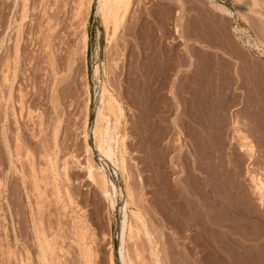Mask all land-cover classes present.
Here are the masks:
<instances>
[{
  "label": "rangeland",
  "instance_id": "374dc122",
  "mask_svg": "<svg viewBox=\"0 0 264 264\" xmlns=\"http://www.w3.org/2000/svg\"><path fill=\"white\" fill-rule=\"evenodd\" d=\"M76 1L0 0V83L4 69L1 65L4 52L7 50V54L13 53L14 57L15 39L21 33L25 39L22 37L21 57L16 58V73L18 70L19 73L13 79L14 62L12 61L10 80H13V86L10 90L11 96L15 98L19 96L18 90L21 85L29 91L26 99L32 114L29 115L28 107L24 109L22 117L19 116L18 126L21 130L22 143L33 153V165L26 157L24 147L19 149L21 159L16 158L14 132L17 124L13 116L8 120L9 142L5 143L2 134L4 109L0 98V178L3 181L0 187V264H44L39 257L31 212L35 215V219H39L37 222L42 225L41 228L44 229L47 237H52L51 242L52 240V243L55 242L56 249L48 255L49 264H81L78 240H76L79 238V232H82L81 229L85 235L84 242L90 248L89 252L95 255L93 264H110V250L114 264H121L120 255L124 244L132 264H155L139 219L130 214L132 231L135 230L130 236L122 230L118 231L117 219L123 214V210L119 205L109 209L100 187L88 178L87 171L82 166L86 164L88 157H92L110 176L116 186L119 202L121 201L123 171L120 167V155L115 154L109 157L110 159L101 157L91 139L95 119V99L98 92L97 73L102 71V59L99 60L96 37L98 23L94 18L100 3L99 0H93L90 15L86 16L85 31L88 34V48L83 57L78 47V37L82 31L79 26L82 14L79 16L78 9L75 10L76 6L78 8ZM192 1L191 10L187 12L186 9L179 7L178 0H132L125 17L126 22L123 24L125 26H122L120 34L111 42L104 56L106 84L110 91L117 98L119 97L125 110L124 126L128 134L125 158L129 176L128 185L131 192L133 191L132 195L134 194L132 209L142 216L145 225L147 224L146 226L153 232L159 245L162 264H255L252 262L261 260V256L259 258L258 256L264 247V206L259 203L258 195L253 191L246 167L248 156L241 150L238 140L233 138V124L236 122L254 141L257 147L254 158L255 168L264 170V54L256 50H245L242 40L238 38V33L234 29L236 23L225 18L228 16L224 17L218 13L208 0ZM220 1L231 8L234 6L233 0ZM259 2L260 5L255 6V11L251 12L252 25H242L247 26V29L250 28L254 36L257 33V37L264 42V16L257 13L258 11L264 13V0ZM176 9H181L180 15L184 20L181 30H191V41L194 43L191 48L195 61L192 67L194 73L192 72L190 77L193 80V90L191 88L193 97L191 96L190 100L181 89L185 84L184 80L189 76L186 58L188 48L185 40L179 38L174 29ZM9 31V37L12 34L11 39H7L6 34ZM209 45L216 49H210ZM30 57H34L31 62L28 60ZM52 67H55V71ZM25 68L29 69L26 70L29 73V81L23 73ZM205 70L209 72L206 73ZM178 72L179 84L177 83L176 87L179 85L181 88H177L179 90L176 92L179 91L180 98L181 94L185 98H179L180 102L176 101L169 92L172 84L170 78H173L171 75ZM141 81L144 84L148 81L153 84L146 83L150 85L148 90L149 86L146 84L140 85L141 88L138 86ZM86 83H89V102L85 92ZM154 84L158 87H153ZM7 89L5 87L6 95ZM139 90L140 93H137ZM146 91L150 93L143 94ZM151 93L153 96L150 95ZM146 94L150 96L147 97ZM141 101L147 103L146 105L143 103L145 106L150 103L147 106L150 107L147 109ZM187 101L190 102L189 105ZM55 102H58V105ZM167 104L171 105V108ZM5 105L4 103V107ZM87 113L91 154L85 150L86 143L82 132ZM39 114L45 116L42 129L37 121ZM59 119L56 140L53 127ZM174 121L178 122L177 126ZM180 130L185 145L183 149H180L177 141V133ZM45 143L50 155L55 157L56 166L54 165L53 170L49 159L44 157ZM166 150L169 154L165 152ZM172 158H175L177 163ZM184 158H187L188 164ZM64 163L67 166L69 164L67 179L61 174ZM192 163L196 164V168L192 169ZM184 164L191 168L188 170L194 175L193 178L205 180V175L209 177L207 180L212 196L209 200L210 206L203 205L198 193L190 195L188 190L190 180L186 177L188 170ZM21 170L26 176L25 183L22 180ZM217 172L221 173L220 181L217 179ZM32 175L37 176V187ZM68 195L71 201L68 200L70 199ZM188 199L195 202L193 203L195 207ZM215 202L221 204L224 213L223 210L220 211L218 205L213 206ZM193 213L197 214L193 218L196 220L190 223V214ZM83 225H88L86 228L88 231ZM137 227L140 228V233L136 232ZM235 237H239L237 241L242 246L239 254L230 245V239ZM259 243L263 246L261 249Z\"/></svg>",
  "mask_w": 264,
  "mask_h": 264
},
{
  "label": "bare ground",
  "instance_id": "6f19581e",
  "mask_svg": "<svg viewBox=\"0 0 264 264\" xmlns=\"http://www.w3.org/2000/svg\"><path fill=\"white\" fill-rule=\"evenodd\" d=\"M180 2L179 4V7L181 8H184L187 10V12L189 10H191V5H192V0H178ZM207 1V0H206ZM260 0H233V3H234V6L231 8L229 6H227L226 4L223 3V1H220V0H208V2L213 6V8L218 12L220 13L221 15H223L224 17L225 16H228V17H225L227 18L228 20H232V22L234 21L236 23V26L234 27L235 31L238 33V38H240L243 42V45L245 46V50H256L257 52H259L260 54H264V42L259 39L257 36L258 34L256 33V36L253 35V33L251 32V29H247V26L245 25H249L251 24V12L255 11V6H258L260 5ZM76 2H78V8L77 6L75 7L78 11L77 13L79 14H82L81 15V18H80V23H79V26H81V33H80V37L79 38V43H78V47H79V51L80 53L83 55V57L85 56L86 54V51H87V48H88V34L87 32L85 31V28H86V23H87V17L89 12H91V7H92V2L93 0H77ZM131 2L132 0H99V3H100V6L97 10V12L95 13V19L97 20V33H96V37L98 39V46H99V60L102 59V71L101 73H97V81H98V92H97V95H96V99H95V119H94V125H93V130H92V141L94 142V146H95V149L98 150L100 152V155L101 157L103 158H111V156L113 157V155H120V167L122 168V171H123V186H122V191H123V195H122V198H121V201L119 202V195H118V192H117V189H116V186L115 184L112 182L110 176L104 171V169H102L100 166L97 165V163L94 161V159L92 157H88L87 158V162L85 165H82L86 171H87V174H88V178H90V180L93 182V183H96L100 189H101V192L103 194V196L105 197V199L107 200L108 202V206H109V209H112L114 208L116 205H119L120 208L123 210V214L122 215H119L118 216V225H119V230H122L123 233H125L127 236L135 231L133 229V224H131V221H130V214H133L135 217H137L142 226V232L143 234H145V236L147 237L148 239V242H149V246H150V249H151V255L153 256V261L155 264H162V258H161V254H160V250L158 248V244H157V241L155 240L154 238V234L153 232L148 228V226L145 225L146 222H144L142 216L136 212L135 210L132 209V206H133V199L132 197L134 196V194L132 195V192H131V189L128 185V173H127V164H126V152H127V139H128V134H127V131H126V127L124 126L125 125V110L124 108L122 107V103L119 101V97L117 98L116 95L113 94L112 91H110L111 89L108 88L107 84H106V80H105V77H104V73H105V65H104V56L107 52V49H109V45L111 44V42L117 37L118 34H120L119 32L121 31V28L122 26L124 27L125 25L124 22L125 21V17L126 15L128 14V10H129V7L131 5ZM204 2V1H203ZM134 3V2H133ZM77 4V3H75ZM66 5V4H65ZM34 6V5H33ZM196 6V4H195ZM27 8V7H26ZM33 8V7H31ZM202 8V7H201ZM211 8V6H210ZM25 9V8H24ZM30 9V8H29ZM263 9V8H262ZM32 10V9H31ZM45 10V9H44ZM74 10V8H73ZM195 10V9H194ZM211 10V9H210ZM181 9L180 10H177L176 9V14H174L176 16V19L175 20V24H174V29L175 31L177 32V34L179 35V38L181 39H184L185 40V44L187 45V48H188V52H187V55H186V58H187V61H188V69H187V75L188 78L187 80H184L185 84L184 86L182 85L181 88L179 85L178 87L177 86V83L179 82L177 80V77L179 76V72L177 74H173L171 75V77L173 76V78H170L172 79V84H170L171 88H170V93L173 95V97L176 99V101L179 100V102L181 101L180 99H185L183 94H181V98L178 96V93L176 92V90H179L177 88H181L183 89V92H185V94L188 95V99L190 100L193 92L191 91V88L193 90V87H192V84H193V80H191V76H192V72H193V64H194V56L192 54V51H191V48L193 46V42L191 41L192 40V31L191 30H188V31H183V27L181 30V26H183V17L180 15ZM214 11V10H212ZM257 11V10H256ZM75 12V11H74ZM44 13V12H43ZM48 13V12H47ZM130 13V12H129ZM258 14L260 15H263L264 16V13L261 12V11H258L257 12ZM26 14H27V11H26ZM73 14V13H72ZM78 14H77V17H78ZM169 14V13H168ZM192 14V13H191ZM198 14V13H197ZM208 14V13H207ZM75 15V14H74ZM90 15V14H89ZM15 16V15H14ZM22 16V14H21ZM24 16V15H23ZM33 16V15H32ZM45 16V15H44ZM168 16V15H167ZM189 16V15H188ZM209 16V14H208ZM211 16V15H210ZM257 16V14H256ZM27 17V16H26ZM200 17V15H199ZM28 18H29V15H28ZM130 18V17H129ZM196 18V17H195ZM33 19V18H32ZM128 19V18H127ZM189 19V18H188ZM51 20V19H50ZM79 20V19H78ZM191 20V18H190ZM212 20V19H211ZM253 20V19H252ZM34 21V20H32ZM49 21V20H48ZM201 21V20H200ZM199 21V22H200ZM254 21V20H253ZM262 21V20H261ZM51 22V21H50ZM79 22V21H78ZM170 22V21H169ZM213 22V21H212ZM230 22V21H229ZM230 22V23H232ZM49 22H47V28L49 29ZM189 23V22H188ZM46 24V23H45ZM135 24V23H134ZM198 24V23H197ZM226 24V22H225ZM242 24H245L244 26ZM25 25V24H24ZM193 25V24H192ZM206 25V24H205ZM216 25V24H215ZM228 25V24H227ZM234 25V24H233ZM252 25V24H251ZM10 26V24H9ZM33 26V24H32ZM43 26V24H42ZM46 26V25H45ZM204 26V25H203ZM229 26V25H228ZM15 27V25H14ZM28 27V26H27ZM53 26H51V29ZM134 27V26H133ZM146 27V26H145ZM218 27V25H217ZM10 28V27H8ZM139 28V27H138ZM185 28V27H184ZM196 28V27H195ZM231 28V26H230ZM15 29V28H14ZM46 29V30H48ZM232 29V30H234ZM10 30V29H9ZM19 30V29H18ZM21 30V29H20ZM23 30V29H22ZM215 30V29H214ZM11 31H12V28H11ZM50 31V30H49ZM52 31V30H51ZM221 31V30H220ZM223 31V30H222ZM21 32V31H20ZM30 32V31H29ZM258 32V31H257ZM9 33L10 31L6 34L7 35V39H9L11 36L9 37ZM12 33V32H11ZM19 34V32H17ZM24 33V31H23ZM219 33V32H218ZM217 33V34H218ZM31 34V33H30ZM47 34V33H46ZM50 34V33H48ZM220 34V33H219ZM25 35V34H24ZM205 35V34H204ZM237 35V34H236ZM22 37L21 36V33L18 35V37L16 36V47H15V55L14 57L12 56V54H7V50L4 52L5 54L3 55V62L1 63V65L3 66L4 69H2V79H1V83H0V88L2 87V89L0 90V98H1V101H2V105H3V109H4V122H3V128H2V134H4V139H5V143L8 144L9 140H8V133H9V127L10 125L8 126V120L10 119V116H13L14 117V122L15 124H17V126L15 127V132H14V141H15V147H16V150H17V154H16V158L17 159H21V155L19 154V149L21 148H26V152H25V155L26 157H28L30 159V164L33 163V157H32V151L30 148L25 147L24 143H22V137H21V130L18 126V121H19V116L22 117V114H23V110L26 109L28 107V113L29 115L32 114V110L31 108L29 107V105L27 104V94H28V90L24 89L25 87L24 86H20L19 87V96L18 98H15V97H12L11 96V90H10V87H12L13 85V80H10V69L12 70V67L14 68V71H13V79L16 77V74L18 75L19 73V70H18V73H16L17 71V59H20L21 57V54H20V46H21V41H22ZM25 37V36H24ZM23 37V38H24ZM30 38V36H28ZM32 37V36H31ZM48 37V36H47ZM45 37V38H47ZM231 37V36H230ZM13 38V37H12ZM28 38V39H29ZM194 38V37H193ZM196 38V37H195ZM208 38V37H207ZM11 39V38H10ZM25 39V38H24ZM174 39V38H173ZM177 39V38H176ZM180 39V40H181ZM197 39V38H196ZM14 40V39H13ZM31 40V38H30ZM48 40V39H47ZM76 40V39H75ZM100 40H103V43H104V47H103V55L101 56V46H100ZM183 40V41H184ZM50 41V39H49ZM48 41V42H49ZM207 41H210V40H207ZM213 41V40H212ZM7 42V41H6ZM46 42V41H45ZM129 42V41H128ZM215 43V42H214ZM176 44V43H175ZM211 44V43H210ZM9 45V43H8ZM46 45H48V43H46ZM45 45V46H46ZM49 46H50V42H49ZM210 46V45H209ZM9 47V46H8ZM134 47V46H133ZM46 48H48V46H46ZM119 48V47H118ZM143 48V47H142ZM233 48V46L231 47ZM45 49V48H44ZM49 50V48H48ZM51 50V49H50ZM221 50V49H220ZM52 51V50H51ZM77 52V51H76ZM109 52V51H108ZM152 52V51H151ZM180 52V51H179ZM11 53V52H10ZM120 53V52H119ZM229 53V52H228ZM132 54V53H131ZM48 55V54H46ZM75 55V54H74ZM114 55V54H113ZM227 55V54H226ZM34 56V55H33ZM50 56V55H49ZM55 56V55H54ZM129 57V56H128ZM26 58V57H25ZM34 57H30L28 60L29 62H31V60L33 59ZM49 58V57H48ZM106 58V57H105ZM158 58V57H157ZM115 59V58H114ZM232 59V57H231ZM14 62V66L11 64ZM222 61V60H221ZM124 62V61H123ZM53 63V61H52ZM129 63V62H128ZM20 64V63H19ZM28 64V63H27ZM49 64H51L49 62ZM224 64V63H223ZM12 65V67H11ZM30 65V64H29ZM28 65V66H29ZM54 65V64H52ZM51 65V66H52ZM1 66V67H2ZM70 66V65H69ZM158 66V65H157ZM221 66V65H220ZM235 66V65H234ZM25 67V66H24ZM114 67V66H113ZM121 67V66H120ZM198 67V66H197ZM224 67V66H223ZM20 68V67H19ZM53 69L55 67H52ZM69 68V67H68ZM143 68V67H142ZM104 69V70H103ZM146 69V68H145ZM168 69V68H167ZM205 69V68H204ZM230 69V68H229ZM25 68L23 70V75H25V78L29 81L30 77H29V73H27V70ZM237 70V69H236ZM21 71V70H20ZM55 71V69H54ZM111 71V70H110ZM114 71V70H113ZM202 71V70H201ZM208 71V70H205V72ZM228 71V70H227ZM116 72V71H115ZM182 72V71H181ZM209 72V71H208ZM206 72V73H208ZM56 72H54L55 74ZM58 73V72H57ZM112 73V72H111ZM148 73V72H147ZM167 73V72H166ZM194 73V72H193ZM205 73V75H206ZM229 73V72H228ZM163 74V73H162ZM227 74V73H226ZM225 74V75H226ZM230 74V73H229ZM233 74V73H232ZM56 75V74H55ZM115 75V74H114ZM194 75V74H193ZM163 76V75H162ZM223 76V75H222ZM126 77V76H125ZM137 77V76H136ZM196 77V76H195ZM165 78V77H164ZM224 78V77H223ZM228 78V77H227ZM17 79V78H16ZM122 79V78H121ZM142 79V78H141ZM57 80V79H56ZM60 79H58L59 81ZM109 80V79H108ZM107 80V81H108ZM201 80V79H200ZM209 80V79H208ZM232 80V79H231ZM114 81V80H113ZM178 81V82H177ZM181 81V80H180ZM205 81V80H204ZM203 81V82H204ZM221 81V80H220ZM21 82V81H20ZM55 82V80L53 81ZM142 82V81H141ZM151 82V81H150ZM183 82V81H182ZM206 82V81H205ZM213 82V81H212ZM233 82V81H232ZM147 84L149 83L146 82ZM145 83V84H146ZM196 83V82H195ZM207 83V82H206ZM209 83V82H208ZM58 84V82H57ZM87 84V83H86ZM123 84V83H122ZM144 84L143 82L142 83H139V87L140 85ZM144 84V85H145ZM146 84V85H147ZM150 85L153 84L152 82L149 83ZM164 84V83H163ZM179 84V83H178ZM210 84V83H209ZM53 85V84H52ZM150 85H147L149 86L147 89L149 90L150 88ZM208 85V84H207ZM211 85V84H210ZM136 87L137 90L139 89V87ZM155 86V84L153 85V87ZM168 86V85H167ZM206 86V85H205ZM5 87H7L8 89V94L6 95L5 93ZM15 87V86H14ZM24 87V88H23ZM86 88V91L87 92V95H88V98H87V101L89 100L90 101V91H89V83L85 86ZM143 87V86H142ZM146 87V86H145ZM144 87V88H145ZM158 87L157 85L155 86V88ZM160 87V86H159ZM53 88V86H52ZM118 88V87H117ZM141 88V87H140ZM143 88V89H144ZM155 88L153 89V91L155 92ZM162 88V87H161ZM160 88V89H161ZM169 88V86H168ZM201 88V87H200ZM203 88V87H202ZM180 89V90H181ZM197 89V88H196ZM222 89V88H221ZM141 90V89H140ZM140 90L139 92L137 93H140ZM152 90V89H151ZM195 90V89H194ZM142 91V90H141ZM145 91V90H144ZM182 91V90H181ZM198 91V90H196ZM206 91V89H205ZM7 92V91H6ZM16 92V91H15ZM118 92V91H117ZM143 92V91H142ZM158 92V90H157ZM211 92V91H210ZM14 93V92H13ZM119 93V92H118ZM122 93V92H121ZM147 93L144 92L143 94ZM150 92H148L147 94H149ZM18 94V93H16ZM142 94V93H141ZM147 94L145 96H147ZM155 94V93H154ZM180 94V93H179ZM216 94V93H215ZM224 94V93H222ZM121 95V94H120ZM150 95L153 96V94L151 93ZM148 95V96H150ZM158 95V94H157ZM203 95V94H202ZM209 95V94H208ZM230 95V94H229ZM16 96V95H15ZM143 96V97H145ZM147 96V97H148ZM170 96V95H168ZM201 96V95H200ZM134 97V96H133ZM141 97V95H140ZM142 97V98H143ZM156 97V96H155ZM186 97V96H185ZM193 97V96H192ZM203 97V96H202ZM206 97V96H205ZM214 97V96H213ZM216 97V96H215ZM140 98V100L142 99ZM152 98V97H150ZM172 98V97H171ZM171 98H169L170 100H172ZM180 98V99H179ZM53 99V97H52ZM56 99V98H55ZM148 100H150L149 98H146ZM168 99V98H167ZM166 99V100H167ZM168 99V100H169ZM213 99V98H212ZM12 100V101H11ZM143 100V99H142ZM144 101L145 102H148ZM204 100V99H203ZM260 100V99H259ZM54 101H58V100H54ZM86 101V102H87ZM88 101V102H89ZM143 101V103H144ZM152 101V100H151ZM257 101V100H256ZM53 102V101H52ZM88 102L86 103V107L88 106ZM134 102V101H133ZM162 102V101H161ZM165 102V101H164ZM167 102V101H166ZM165 102V103H166ZM189 101H187L188 103ZM195 102V101H194ZM219 102V101H218ZM4 103L6 104L5 107H4ZM56 103V102H55ZM58 103V102H57ZM56 103V104H57ZM142 101H141V104L142 105H146L147 103H144L143 104ZM168 103V102H167ZM172 103V102H171ZM190 103V102H189ZM188 103V105H189ZM198 103V102H197ZM216 103V102H214ZM260 103V102H259ZM54 105V103H53ZM58 105V104H57ZM144 105V106H145ZM148 105H150V103H148ZM147 105V106H148ZM168 105V104H167ZM177 105V104H176ZM143 106V107H144ZM145 106V107H147ZM169 106V105H168ZM171 106V105H170ZM169 106V107H170ZM182 106V105H181ZM186 106V105H185ZM208 106V105H207ZM210 106V105H209ZM208 106V107H209ZM56 107V106H54ZM150 107V106H149ZM147 107V109L149 108ZM176 107V106H174ZM188 107V106H187ZM57 108V107H56ZM55 108V109H56ZM161 108V107H160ZM171 108V107H170ZM179 109V107H177ZM193 108V107H192ZM54 109V110H55ZM202 109V107H201ZM2 110V109H1ZM163 110V109H162ZM223 110V109H222ZM152 111V110H151ZM164 111V110H163ZM211 111V110H210ZM45 112V111H44ZM142 112V111H141ZM140 112V113H141ZM156 113V112H155ZM191 113V111H190ZM199 113V112H198ZM202 113V112H201ZM206 113V112H205ZM208 113V111H207ZM262 114V113H261ZM151 115V114H150ZM153 115V113H152ZM191 115V114H190ZM189 115V116H190ZM202 115V114H201ZM61 116V115H59ZM192 116V115H191ZM45 117V116H44ZM42 117V114H39V120L38 123H39V126L41 127V129L43 128V118ZM193 117V116H192ZM196 117V116H195ZM59 118V117H57ZM202 119V118H200ZM217 119V118H216ZM49 120V119H48ZM174 120V119H173ZM207 120V119H206ZM177 121V120H176ZM176 121H174V124L176 125ZM216 121V120H215ZM51 122V121H50ZM57 123L55 124V127H53L54 131V138L56 139V136H57V132L59 130V123H60V119L58 121H56ZM186 122V121H185ZM52 123V122H51ZM205 123V122H204ZM47 124V123H46ZM49 124V123H48ZM211 124V123H210ZM182 125V124H181ZM191 125V124H189ZM53 126V125H52ZM173 126V125H172ZM177 126V125H176ZM204 126V125H203ZM213 126V125H212ZM45 127V126H44ZM163 128V127H162ZM192 128V127H191ZM159 129V128H158ZM168 129V128H167ZM47 130V129H46ZM52 130V129H51ZM205 130V129H204ZM45 131V130H44ZM82 132H83V137H84V140H85V143H86V152L91 154L92 153V150H91V147L88 143V138H89V126H88V113L85 114V119L83 121V127H82ZM190 132V131H189ZM195 132V131H194ZM202 132V131H201ZM40 133V131H39ZM172 133V132H171ZM233 138L236 140H238L239 142V146L241 148V150L245 151V153L247 154L248 156V160H247V172L249 173V177H250V181H251V184H252V187H253V191L258 195V200H259V203L261 205L264 206V170L263 169H256L255 168V163L254 162V158H255V155H256V151H257V147L254 143V141L249 137V135L241 130V128L237 125L236 122H234L233 124ZM37 134V133H35ZM82 134V133H81ZM151 134V133H150ZM149 134V135H150ZM203 134V132H202ZM40 135V134H39ZM38 135V136H39ZM153 135V134H152ZM190 135V134H189ZM209 135V134H208ZM36 135H34L35 137ZM53 136V135H52ZM166 136V134L164 135ZM163 136V137H164ZM174 136V135H173ZM37 137V136H36ZM151 137V136H149ZM167 138V137H166ZM218 138V137H217ZM220 138V137H219ZM146 139V138H145ZM172 139H175V138H172ZM206 139V137H205ZM215 139V138H214ZM57 140V139H56ZM149 140V139H148ZM159 140V139H158ZM46 141V139H45ZM177 141L180 145V149H183L184 148V144H183V133L180 131H178L177 133ZM195 141V140H194ZM200 141V140H199ZM208 141V140H207ZM201 142V141H200ZM185 143V142H184ZM207 143V142H206ZM154 144V143H153ZM222 144V143H220ZM57 145V144H55ZM152 145V144H151ZM169 145V144H168ZM194 146V145H193ZM177 147V146H176ZM218 147V146H217ZM45 148L44 150H46V154L44 155V157H47L49 159V162L51 164V168L53 170L54 168V162H55V157H52L48 152V146H46V143L44 145ZM167 148V147H166ZM179 148V147H178ZM177 149V148H176ZM192 150V149H191ZM54 151V150H53ZM170 151V150H169ZM175 151V150H174ZM212 151V150H211ZM165 152H167L169 154V152L166 150ZM164 152V153H165ZM179 152V151H178ZM214 152V151H213ZM171 153V152H170ZM208 153V152H207ZM153 154V153H152ZM166 154V153H165ZM210 154V153H209ZM156 155V154H155ZM167 155V154H166ZM189 155V154H188ZM13 156V155H12ZM152 156V155H151ZM187 156V155H186ZM208 156V155H207ZM213 156V155H212ZM75 157V156H74ZM156 157V156H155ZM175 157V156H173ZM177 157V156H176ZM175 157V158H176ZM182 157V156H181ZM190 157V155H189ZM109 158V159H110ZM161 158V157H160ZM163 158H165L163 156ZM175 158H172L175 160ZM211 158V157H209ZM213 158V157H212ZM157 159V158H156ZM185 159V158H184ZM187 159V158H186ZM185 159V162L187 163L188 161H186ZM204 159V158H203ZM238 159V158H237ZM164 160V159H163ZM178 160V159H177ZM191 160V159H189ZM210 160V159H209ZM208 160V161H209ZM264 160V159H263ZM78 161V160H77ZM160 161V160H159ZM183 161V160H182ZM48 162V163H49ZM165 162V161H164ZM172 162V161H171ZM191 162V161H190ZM196 162V161H195ZM207 162V161H206ZM205 162V163H206ZM218 163V161H216ZM175 163L176 160H175ZM184 163V161H183ZM182 163V164H183ZM199 163V161H198ZM204 163V164H205ZM210 163V162H209ZM222 163V162H221ZM220 163V164H221ZM83 164V163H82ZM181 164V163H179ZM188 164V163H187ZM187 164H184L186 165L187 167ZM190 164V163H189ZM197 164V162H196ZM196 164L193 165L192 163V169L193 168H196ZM203 164V163H202ZM33 165V164H32ZM154 165V164H153ZM156 165V164H155ZM173 165V164H172ZM177 165V164H175ZM209 165V164H208ZM56 166V165H55ZM69 166V164H68ZM66 163L63 164L62 166V171H61V174H63V176L67 179V167ZM183 166V165H182ZM159 167V166H158ZM15 168V167H14ZM184 168V167H183ZM189 168L187 167V170ZM191 169V168H190ZM189 169V170H190ZM206 169V168H205ZM203 169V170H205ZM209 169V168H208ZM211 169V167H210ZM184 170V169H183ZM189 170L186 172V177L190 180V183H188V190H189V193L190 195H195L196 193L199 194L202 202H203V205L204 206H210L211 205V201H209L211 199V194H210V189H209V185H208V180L206 175H205V180H200L199 178H193V174L191 175V173H189ZM54 171H56L54 169ZM170 171V170H169ZM168 171V172H169ZM206 171V170H205ZM204 171V172H205ZM167 172V171H166ZM175 172V170H174ZM221 172V171H220ZM21 173H22V180H23V183H25V179H26V176L25 174L23 173V170H21ZM155 173V172H154ZM173 173V172H172ZM208 173V172H207ZM209 174V173H208ZM207 174V175H208ZM197 175V174H196ZM33 176V182L35 183V186L37 187V176L36 175H32ZM56 176V175H55ZM216 176H217V179H221V173L217 172L216 173ZM62 177V176H61ZM135 177V176H134ZM179 177V176H178ZM181 177V176H180ZM233 177V176H232ZM204 178V177H203ZM202 178V179H203ZM214 178V177H213ZM212 178V179H213ZM64 179V178H63ZM178 179V178H177ZM4 180V179H3ZM180 181V180H179ZM222 181V180H221ZM210 182V181H209ZM218 182V181H217ZM226 182V181H225ZM224 182V183H225ZM186 183V182H185ZM221 183V182H220ZM3 184V181L2 179L0 178V187L1 185ZM64 184V183H63ZM62 184V185H63ZM224 185V184H223ZM59 186V185H57ZM56 186V187H57ZM211 186V184H210ZM58 188V187H57ZM56 188V189H57ZM186 188V187H185ZM1 189V188H0ZM29 190V189H28ZM222 190V189H221ZM239 190V189H238ZM184 191V190H183ZM242 191V190H241ZM2 193V191H1ZM215 193V192H214ZM216 193H219V192H216ZM175 194V193H174ZM184 195V193H182ZM61 195V194H60ZM213 195V194H212ZM30 196V195H29ZM187 196V195H185ZM198 196V195H197ZM225 196V195H223ZM68 197L70 198V196L68 195ZM170 197V196H169ZM187 198V197H186ZM191 198V197H190ZM199 198V199H200ZM192 199V198H191ZM191 199H188L190 202H192V205H194L193 203V200ZM242 199V198H241ZM71 201V198L68 199ZM136 200V199H135ZM223 201V200H222ZM202 202L200 204H202ZM235 202V201H234ZM238 202V201H237ZM213 203V202H212ZM188 204H191L188 202ZM199 204V205H200ZM135 205V203H134ZM218 205V208L221 210L222 209V206L221 204H219V202H215L213 204V206H217ZM202 206V207H204ZM136 207V206H135ZM195 207V205L193 206ZM192 207V208H193ZM205 207V209H206ZM237 207V206H236ZM138 208V207H137ZM199 208V207H198ZM1 209V208H0ZM202 209V208H201ZM210 209H212V207H210ZM192 210V209H191ZM196 210V209H195ZM194 210V211H195ZM200 210V208H199ZM198 210V211H199ZM190 211V210H189ZM204 211V210H202ZM200 211V212H202ZM209 211V209L207 210ZM211 211V210H210ZM217 211H219L217 209ZM230 212V211H229ZM199 215L198 212H195ZM190 214V223L193 222V220L195 221L196 219H193L194 216L197 214ZM217 213V212H216ZM221 213V212H220ZM223 213H224V210H223ZM227 213V212H226ZM209 214V213H207ZM222 214V213H221ZM202 215V214H201ZM212 215H213V212H212ZM35 215L31 212V221H32V225H33V230H34V233H35V240L38 244V247L39 248V257L42 259V261L44 262V264H49V261H48V255L49 253H52L56 248H55V242H51V238L49 239L47 237V235L45 234L44 232V229H42V225H39V222H37V220L39 219H35L34 217ZM218 216V215H217ZM37 217V216H36ZM132 217V216H131ZM203 217V216H202ZM145 219V218H144ZM212 219V218H211ZM219 219V218H218ZM213 220V219H212ZM220 220V219H219ZM222 220V219H221ZM229 220V219H227ZM211 221V220H210ZM235 221V220H234ZM241 221V220H240ZM217 222V221H216ZM236 222V221H235ZM207 223V222H206ZM210 223V222H209ZM224 223V222H223ZM42 224V223H41ZM227 225V223H224ZM213 225V224H212ZM222 225V224H221ZM138 226V225H137ZM76 227V226H75ZM88 227V225H83V228L86 229ZM229 227V226H228ZM244 227V226H242ZM90 228V227H89ZM212 228V227H211ZM74 229V228H73ZM135 229V228H134ZM186 229V228H185ZM82 232L80 231L79 232V238L76 239L78 240L77 241V245H78V248H79V257H81V264H93L95 262V255H91V253L89 252L90 251V248L85 244L84 242V238H85V235H84V231L83 229H81ZM88 231V229H86ZM118 230V231H119ZM136 232L137 233H140V228H136ZM262 230V229H261ZM260 230V232H261ZM77 231V230H75ZM227 231V230H226ZM141 232V233H142ZM221 232V231H220ZM237 232V231H236ZM75 233V232H74ZM77 233V232H76ZM135 233V232H134ZM246 233V232H245ZM259 233V232H258ZM221 234V233H220ZM260 234V233H259ZM263 234V233H262ZM134 235V234H133ZM230 236V235H229ZM262 236V235H261ZM75 237V236H74ZM77 237V235H76ZM89 237V236H88ZM87 237V238H88ZM231 237V236H230ZM228 237V239L230 238ZM234 237V236H232ZM139 238V237H138ZM239 238V237H238ZM238 238H234V239H230V245L233 247L234 251H236V253H240V247H242L240 245V243L237 241ZM256 238V237H254ZM258 238V236H257ZM72 239V238H71ZM218 239V238H217ZM216 239V240H217ZM259 239V238H258ZM257 240V239H256ZM75 241V240H74ZM219 241V240H218ZM263 242V240L261 241V243ZM159 243V242H158ZM36 244V245H37ZM209 244V243H208ZM263 244V243H262ZM125 245V246H124ZM123 246V251L120 255V263L121 264H132V261H131V257L129 255V252H128V249L126 247V244H124ZM147 245V244H146ZM264 245V244H263ZM58 246V245H57ZM56 246V247H57ZM221 246V245H220ZM261 249V246H260V243L258 245ZM92 247V246H91ZM216 247V246H215ZM256 247V246H255ZM263 247V246H262ZM77 248V249H78ZM220 248H225V247H220ZM231 248V247H230ZM58 249V248H57ZM76 249V250H77ZM148 249V248H147ZM149 249V250H150ZM259 249V251H260ZM263 250L260 252V255L258 256V258L261 256V260L260 259H257L258 261L254 260L252 263H255V264H258L260 262V264H264V247L262 248ZM227 250V249H226ZM242 250V249H241ZM38 251V250H37ZM64 251V250H63ZM92 251V250H91ZM228 251V250H227ZM258 251V250H257ZM58 252V251H57ZM68 252V251H67ZM250 252V251H249ZM69 253V252H68ZM77 253V254H78ZM254 253V252H253ZM252 253V254H253ZM257 253V252H256ZM55 254V253H54ZM255 254V253H254ZM259 254V253H258ZM27 255V254H26ZM247 255V254H246ZM232 256V255H231ZM59 257V256H58ZM227 257V256H226ZM254 257V256H253ZM29 258V257H28ZM27 258V260H28ZM78 258V257H77ZM243 258V257H242ZM257 258V257H256ZM20 259V258H19ZM18 259V261H19ZM24 260V258L22 259ZM50 260V259H49ZM54 260V259H53ZM241 260V259H240ZM143 261V260H142ZM250 261V259H249ZM256 261V262H255ZM52 262V261H51ZM109 262L110 264H114V260H113V254H112V251L110 250L109 251ZM29 263V262H28ZM53 263V262H52ZM62 263V262H61ZM66 263V262H65ZM77 263V262H76ZM26 264V263H25ZM54 264V263H53ZM56 264V263H55ZM134 264V263H133ZM145 264V263H143ZM235 264V263H233ZM238 264V263H237Z\"/></svg>",
  "mask_w": 264,
  "mask_h": 264
},
{
  "label": "water",
  "instance_id": "95a60500",
  "mask_svg": "<svg viewBox=\"0 0 264 264\" xmlns=\"http://www.w3.org/2000/svg\"><path fill=\"white\" fill-rule=\"evenodd\" d=\"M94 18H95V15H94ZM100 46H101V56H102L103 55V47H104L103 40H100ZM117 230H119L118 221H117Z\"/></svg>",
  "mask_w": 264,
  "mask_h": 264
},
{
  "label": "crops",
  "instance_id": "0c3cea01",
  "mask_svg": "<svg viewBox=\"0 0 264 264\" xmlns=\"http://www.w3.org/2000/svg\"><path fill=\"white\" fill-rule=\"evenodd\" d=\"M208 47H209L210 49H214V50L216 49V48H215V47H213V46H208Z\"/></svg>",
  "mask_w": 264,
  "mask_h": 264
}]
</instances>
